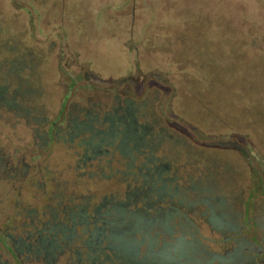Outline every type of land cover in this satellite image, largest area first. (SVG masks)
<instances>
[{"label":"rangeland","instance_id":"1","mask_svg":"<svg viewBox=\"0 0 264 264\" xmlns=\"http://www.w3.org/2000/svg\"><path fill=\"white\" fill-rule=\"evenodd\" d=\"M53 1L58 8L51 7ZM66 1L34 0L31 20L25 14H17L13 24L0 20V43L6 42L5 46L12 48L4 55L8 60L12 58V71L16 73L14 84H3L9 89L8 103L0 104V231L4 229L12 236L7 237L9 248L15 246L13 237L23 240V250L16 259L0 243V264H93L89 259L94 256L99 264H113L107 260L103 243L88 249L84 240L93 227L97 229L106 217L116 215L106 211L113 210L112 204L121 200V193L128 191L130 184L138 183L129 178L123 181L118 173L123 169V160L111 156L112 150L106 144L101 145L100 152L91 153L87 142L89 132L106 128L104 115H119L118 108L126 102L133 107L143 106L145 113L135 116L138 123L156 121L182 140L176 147L153 146L132 154L131 163L137 165L145 152L148 158L161 163H192L201 169L209 164L215 192L225 199L222 209L230 230L214 232L199 209L194 212L190 206L182 212L191 217L197 231L201 227L208 250L242 247L239 253L245 264H264V111L259 114L258 102L252 98L255 95H245L249 106L241 101L238 107L243 109L235 119L224 116L221 103L215 107V97L210 99L208 91L197 90L200 53L197 42L191 41L190 46L184 43V28L178 29L182 43L178 40L176 48H169L171 40L157 38L151 25L142 33L129 35L124 22L129 18L128 7L117 12V19L113 15L115 7H108L101 15L96 9L102 7V0H89L83 11L63 14L58 10ZM204 2L216 5V0ZM238 2L245 11L258 7L254 12L246 11L247 17L256 15L264 22L263 5ZM192 7L176 14L188 17ZM143 15L139 14L140 21L146 20L141 19ZM8 25L11 32L6 38L3 29ZM169 30L163 33L167 35ZM189 30L188 35L194 39L200 28L193 24ZM186 47L190 49L183 51ZM208 50L203 64L213 68L209 60L213 49ZM247 60L257 61L252 56ZM171 63L180 70L187 68V72L171 74ZM225 83L223 80L220 84L224 89ZM195 94L202 105L196 103ZM252 100L255 109L250 107ZM75 125L82 130H74ZM185 173L188 177L192 172ZM222 180L228 182L226 187ZM148 202L152 207L165 204L158 198ZM137 204L130 202L128 209ZM115 220L112 218L105 227H115ZM134 232L121 239L123 243L129 241L127 263L150 264L154 246L151 236H145L149 250L144 260L136 263L135 249L140 246ZM38 235L42 240L37 251L34 245ZM50 240L55 243L54 259L43 260L41 257L50 252L45 247ZM252 244L263 252L259 250L262 253L255 256L247 251ZM35 252L40 253L38 261L33 258Z\"/></svg>","mask_w":264,"mask_h":264},{"label":"trees","instance_id":"2","mask_svg":"<svg viewBox=\"0 0 264 264\" xmlns=\"http://www.w3.org/2000/svg\"><path fill=\"white\" fill-rule=\"evenodd\" d=\"M86 1L89 0H68L66 1L67 3L63 4L64 7L62 6L58 11H62L63 14L79 13L86 8ZM204 1L102 0V7L98 6L97 9H94L102 15L108 7H115L113 15L119 19L118 13H122L128 7L129 18L124 22L128 24L129 35L132 34L134 36L141 30L143 32L147 26L151 25V28L156 29L157 38H162L164 41L165 39L171 40L168 42L169 48H176L177 41L181 42V38L178 37V29L180 27L184 28L187 32L184 43L186 46H190V43L192 44L191 41L197 42L198 47L196 48L200 53V66H197L198 68L196 69L200 78L199 88L196 89H201L198 92L208 91L210 99L215 97V101L218 102L215 107L218 108L221 103L220 109H222L224 116L233 119L243 109V107H238L239 103L245 101L243 102L245 103L244 105H248L250 100L247 98L244 100V97L246 94L252 93L255 95L252 98L257 100L259 106L256 105L255 100H252L250 107L255 109L257 106L260 109V114L261 110L264 111V22L259 21L256 15L254 18L252 16L247 17L250 10L254 9L252 11L254 12L258 7H251L246 12L238 1L264 6V0H216V5L205 3ZM33 3L34 0H0V13L5 15H0V20L13 24L14 17L17 14H25L31 20V17L35 14ZM51 7H57L54 1L51 2ZM80 7L81 9L78 10ZM189 7H192L189 9L193 13L192 15L189 13L188 17L184 16L182 18L176 14ZM140 13H144L141 19L145 18L146 20L140 21ZM238 16L242 19L238 18ZM114 24L120 26L115 22ZM156 24H158V28ZM193 24L200 30L196 32V37L191 39V34L188 35V32H190L189 29ZM165 26L168 28L165 29ZM159 28L162 29L160 32L158 31ZM168 29H170V33L164 34L163 32ZM8 31L11 32L10 25L3 29V34L7 35ZM5 37L7 38L8 35ZM206 39L209 41H206ZM157 42L160 45L164 44L162 41ZM5 44L6 42L0 43L1 105L8 103L9 89L3 87L4 82L10 81L14 84L16 78V73L12 71L11 67V64H14L12 58L8 60L5 56L7 55L5 52H9L12 48L5 46ZM165 44L167 45V42ZM158 48L163 50L162 47ZM208 48L213 49L209 58L213 68L203 64L206 56H209L210 50ZM188 49L190 47L182 50L187 51ZM250 56L257 61H248L247 59ZM173 64H168V67L174 66ZM186 72L187 68L180 70L175 65L170 73ZM223 80L226 82V89L220 85L223 84ZM234 82L238 83V86ZM195 98L197 104H203L198 101L199 96L196 94ZM127 103L123 107L118 108L119 115L114 112L104 115L105 122H108L106 128L102 131L89 132L90 139L87 142V146L91 153H97L100 152L101 145L106 144L112 150L109 152L111 156L113 155L123 160L121 164L123 169L118 172L123 181L133 180L138 184L136 186L133 184L130 186V184L129 190H124L121 193V200L112 204L114 211L110 208L106 211V214L109 212L111 215L113 213L116 214L111 216L116 219L115 227H105V225L108 226L110 224L107 222L112 220L109 216L106 217L103 220L105 223H101L97 229L93 227L92 233H90L88 238L86 237L87 240H84L86 248L91 249V247H94V241L104 235L105 238L103 237L101 242L98 241L96 245L104 244L103 248L106 249V254L108 255L107 260L113 264H129L127 263L129 260V241L123 243L121 239L128 238L135 231V241L140 246V248L137 247L135 249L136 263H142L144 260V255L149 250L147 247L148 240H146L145 236L150 235L151 242L154 243L150 251L153 264H167L162 256L170 257L171 259L168 261L171 264H180L181 260L184 262L183 264H245L241 253H239L242 247L225 249L221 252L208 250L203 242L205 238L201 227L197 231L191 217H186V214L182 212L183 208L187 211L191 206L194 212L199 209L203 220L214 232L230 230L228 216L222 209H225V199L222 195L216 194L214 183H212V181H215L214 175L211 174L212 167L206 164L201 169L192 163L190 165L184 163L183 165L181 163L168 164L167 162L155 161L153 157L148 158L145 155L147 148H157L158 146L176 147L179 144L181 145L182 140L162 128L156 121L151 122V124L138 123L135 116L145 113V111L143 112V106L138 108ZM228 125L226 124V126ZM80 127V125H75L74 130L81 131ZM87 128L88 126L84 130H87ZM143 150L145 152H143V158L140 162H137V165L131 163V156ZM188 170L192 173L187 177L185 172ZM212 171H215V169ZM218 179L220 180V178ZM222 182L224 187H226L228 182L226 180L225 182L222 180ZM150 198H158L162 203L165 201V204L152 207L153 205L148 202ZM130 202L132 204L134 202L138 203V207L129 210L128 204ZM194 206L195 208H193ZM222 222L226 224V227L220 225ZM230 238L232 240L235 239L233 237ZM255 239L254 241L258 240ZM34 247L36 249L38 247L37 244ZM261 249L252 244L246 250H250L252 254L258 256V254L260 255L263 252ZM99 250L101 251V249ZM259 250L262 252H259ZM89 261L93 264L95 261L98 264L100 262L96 256L91 258V260L89 259Z\"/></svg>","mask_w":264,"mask_h":264},{"label":"flooded vegetation","instance_id":"3","mask_svg":"<svg viewBox=\"0 0 264 264\" xmlns=\"http://www.w3.org/2000/svg\"><path fill=\"white\" fill-rule=\"evenodd\" d=\"M217 212H218V210H217ZM215 214H217L216 212H215ZM70 217V220H72V225H74L75 223H74V219H72L73 218V216L72 215H70L69 216ZM220 225H223V227H226V224L224 223V222H222V223H220ZM63 227H64V229H65V226L63 225ZM0 233H1V235H0V243H1V245H2V247L4 248V250L9 254V255H12L11 257L13 258V259H16V258H18L19 257V254H21V250H23L22 249V246H23V240H21V239H15L14 237L12 238L13 239V244L15 245L14 246V248H9V247H7L8 246V243H7V237L8 236H11L8 232H4V229L3 230H1L0 231ZM12 237V236H11ZM38 239H35V243H37V245L38 244H40V242H41V240H42V237L41 236H39L38 235V237H37ZM52 240H50L49 242H47L46 243V245H45V247H48V248H50V252L48 253H44L45 254V256H43V257H41L43 260H46V257L48 258V257H50L52 260L54 259V256H52L53 255V249H54V247H55V243H53V242H51ZM98 242H96L95 244H97ZM38 247H40V245L38 246ZM38 247H36V250H37V248ZM44 248V247H43ZM48 248H46L45 249V251L48 249ZM25 249L26 250H28V248L27 247H25ZM38 251V250H37ZM36 254H33V258H34V260L35 261H38V259H39V254L40 253H38V252H35ZM42 256V255H41ZM171 258L170 257H164L163 258V260L167 263V264H171L168 260H170ZM27 260H29V258H27ZM151 263L150 264H153V262H152V260L150 261ZM176 262H179V261H176ZM46 264H48V262H45ZM180 264H183L184 262H182V260L179 262ZM3 264H7L6 263V261H4L3 262ZM14 264H22V262L21 261H19L18 263H14Z\"/></svg>","mask_w":264,"mask_h":264}]
</instances>
